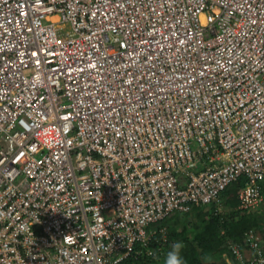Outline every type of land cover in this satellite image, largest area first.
I'll return each mask as SVG.
<instances>
[{
    "label": "built area",
    "instance_id": "1",
    "mask_svg": "<svg viewBox=\"0 0 264 264\" xmlns=\"http://www.w3.org/2000/svg\"><path fill=\"white\" fill-rule=\"evenodd\" d=\"M240 178L254 212L264 0H0V264L161 254ZM230 253L264 264L253 230Z\"/></svg>",
    "mask_w": 264,
    "mask_h": 264
},
{
    "label": "trees",
    "instance_id": "2",
    "mask_svg": "<svg viewBox=\"0 0 264 264\" xmlns=\"http://www.w3.org/2000/svg\"><path fill=\"white\" fill-rule=\"evenodd\" d=\"M244 184V178L238 183L229 185L222 193V211L216 213L213 205L193 208L189 213H175L171 217L158 222L151 228L157 230L152 247L157 246L162 237L159 230L165 231L167 244L160 254L170 250V243L183 241L185 248L182 255L187 264H234L230 253L231 245H239L244 241V233L253 230L261 240L264 249V204L256 211L247 213L237 209V193ZM264 193V181L261 183ZM202 210L201 214H198ZM207 258V259H206ZM119 264H156L154 257L145 253L129 256Z\"/></svg>",
    "mask_w": 264,
    "mask_h": 264
},
{
    "label": "clouds",
    "instance_id": "3",
    "mask_svg": "<svg viewBox=\"0 0 264 264\" xmlns=\"http://www.w3.org/2000/svg\"><path fill=\"white\" fill-rule=\"evenodd\" d=\"M184 248L185 244L183 241H177L170 246V250L164 253L163 259H161V255L156 252L150 253V255L154 257L156 264H187V261L182 255Z\"/></svg>",
    "mask_w": 264,
    "mask_h": 264
},
{
    "label": "rangeland",
    "instance_id": "4",
    "mask_svg": "<svg viewBox=\"0 0 264 264\" xmlns=\"http://www.w3.org/2000/svg\"><path fill=\"white\" fill-rule=\"evenodd\" d=\"M208 207H209V205H208ZM263 208H264V206L261 208V210H263ZM221 211H222V209H221ZM201 212H202V210H200V212L198 214H201Z\"/></svg>",
    "mask_w": 264,
    "mask_h": 264
}]
</instances>
